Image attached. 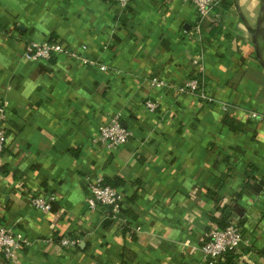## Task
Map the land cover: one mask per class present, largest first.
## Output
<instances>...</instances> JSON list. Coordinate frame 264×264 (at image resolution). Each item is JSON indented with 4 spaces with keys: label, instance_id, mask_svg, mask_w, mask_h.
Here are the masks:
<instances>
[{
    "label": "crops",
    "instance_id": "0c3cea01",
    "mask_svg": "<svg viewBox=\"0 0 264 264\" xmlns=\"http://www.w3.org/2000/svg\"><path fill=\"white\" fill-rule=\"evenodd\" d=\"M261 2L218 0L217 22L182 0H0V226L28 240L0 264H264ZM46 38L73 55L24 56ZM196 57L203 97L178 90ZM114 117L131 136L108 148L93 137ZM87 175L123 192L121 216L88 205ZM227 211L244 241L211 260L202 236Z\"/></svg>",
    "mask_w": 264,
    "mask_h": 264
},
{
    "label": "built area",
    "instance_id": "2783aa9c",
    "mask_svg": "<svg viewBox=\"0 0 264 264\" xmlns=\"http://www.w3.org/2000/svg\"><path fill=\"white\" fill-rule=\"evenodd\" d=\"M121 6L128 4L130 0H112ZM193 4L196 10L197 20L205 17L209 12H213V18L220 22L221 16L218 11H213V7L218 0H182ZM197 24L195 31H197ZM57 53L73 52L68 46L62 44L59 40L46 38L42 40H29L24 45V56L29 60H49ZM195 71L187 77L183 83L178 86L180 92H187L199 97H203V81L201 77L202 64L199 58L192 60ZM104 68V66H101ZM150 82L152 85L164 84V80L151 76ZM145 105L149 109L156 106V102L146 100ZM256 115L255 112H251ZM6 105L0 101V156L4 150L6 143ZM130 130L123 126L118 118L114 117L110 120L101 122L97 127V133L93 137L95 141L103 142L108 148H114L130 139ZM84 181L88 189L87 203L90 207L97 206L107 209L110 217H117L124 212L125 195L114 185L106 183L102 177L85 176ZM55 199V194L49 193L42 195L33 193L29 197L30 204L37 209L48 210ZM139 228V226L137 227ZM244 241L243 234L239 225L231 220L224 227L212 226L204 231L199 250L203 256L213 260L220 257L228 251L238 252L240 245ZM79 239L76 236L65 235L59 238L58 243L64 248L76 246ZM28 244V240L24 234L18 231H12L6 227L0 226V255L7 261L13 262L23 246Z\"/></svg>",
    "mask_w": 264,
    "mask_h": 264
},
{
    "label": "trees",
    "instance_id": "16d2710c",
    "mask_svg": "<svg viewBox=\"0 0 264 264\" xmlns=\"http://www.w3.org/2000/svg\"><path fill=\"white\" fill-rule=\"evenodd\" d=\"M224 120H225V119H224ZM226 121H227V119H226ZM103 179H104V181H105L106 183H109V184L115 186V183H114V182H112V181H110V180H108V179H105V178H103ZM228 212H229V211L224 212V215H223L222 219L219 221L221 227H224L225 225H227V224L232 220V219H229V218L227 217ZM226 253H228V254H234L232 251H228V252H226ZM227 260H228V259H227ZM227 260H226V261H227ZM229 263H230V262L228 261L227 264H229Z\"/></svg>",
    "mask_w": 264,
    "mask_h": 264
},
{
    "label": "water",
    "instance_id": "95a60500",
    "mask_svg": "<svg viewBox=\"0 0 264 264\" xmlns=\"http://www.w3.org/2000/svg\"><path fill=\"white\" fill-rule=\"evenodd\" d=\"M264 11V2H261V5H260V12L262 13Z\"/></svg>",
    "mask_w": 264,
    "mask_h": 264
}]
</instances>
